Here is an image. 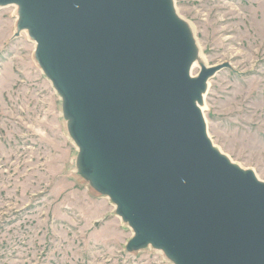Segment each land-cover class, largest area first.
<instances>
[{
	"label": "water",
	"instance_id": "water-1",
	"mask_svg": "<svg viewBox=\"0 0 264 264\" xmlns=\"http://www.w3.org/2000/svg\"><path fill=\"white\" fill-rule=\"evenodd\" d=\"M63 99L79 174L175 264H264V182L214 147L208 81L173 0H0Z\"/></svg>",
	"mask_w": 264,
	"mask_h": 264
},
{
	"label": "rangeland",
	"instance_id": "rangeland-1",
	"mask_svg": "<svg viewBox=\"0 0 264 264\" xmlns=\"http://www.w3.org/2000/svg\"><path fill=\"white\" fill-rule=\"evenodd\" d=\"M173 1L204 65H229L204 97L210 139L264 182V0ZM18 24L0 7V264H175L127 250L134 231L78 173L63 100Z\"/></svg>",
	"mask_w": 264,
	"mask_h": 264
},
{
	"label": "bare ground",
	"instance_id": "bare-ground-1",
	"mask_svg": "<svg viewBox=\"0 0 264 264\" xmlns=\"http://www.w3.org/2000/svg\"><path fill=\"white\" fill-rule=\"evenodd\" d=\"M18 7V6H17ZM190 26V25H189ZM191 28V27H190ZM24 31H26V32H28V34H29V31L28 30H24ZM204 65V57H203V55H202V53H201V51L198 49V56H197V58L194 60V63H193V65H192V69H191V73H192V76H194V77H196L198 74H199V72H198V69L200 68V70H201V67ZM204 66H206V65H204ZM207 67V66H206ZM210 81V80H209ZM209 81H208V87H209ZM207 91H208V89H207ZM207 91H206V93H207ZM206 93L204 94V97H205V95H206ZM62 98V97H61ZM63 100V99H62ZM201 109H202V111L204 110L203 109V107L201 106ZM69 134H70V132H69ZM71 136V135H70ZM71 138H72V136H71ZM73 139V138H72ZM73 141H74V139H73ZM75 142V141H74ZM75 144H76V142H75ZM76 146H77V144H76ZM78 147V156H79V153H80V148H79V146H77ZM214 147L217 149V150H219L215 145H214ZM220 151V150H219ZM221 152V151H220ZM222 153V152H221ZM223 154V153H222ZM227 157V156H226ZM230 160V159H229ZM231 161V160H230ZM232 162V161H231ZM233 164H235L234 162H232ZM238 166V165H237ZM240 167V166H239ZM77 168H78V157H77ZM241 168V167H240ZM243 169V168H242ZM243 170H245V171H247L246 169H243ZM78 173H79V169H78ZM83 177V176H82ZM84 178V177H83ZM258 178V177H257ZM258 180H260L259 178H258ZM260 181H262V180H260ZM263 182V181H262ZM149 246H152V245H149ZM149 246H147V247H149ZM147 247H145V248H147ZM153 247V246H152ZM154 248V247H153ZM144 249V248H143ZM162 251V250H161Z\"/></svg>",
	"mask_w": 264,
	"mask_h": 264
}]
</instances>
